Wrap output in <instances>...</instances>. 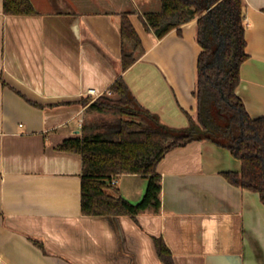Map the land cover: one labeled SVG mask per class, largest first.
<instances>
[{
  "label": "crops",
  "instance_id": "1",
  "mask_svg": "<svg viewBox=\"0 0 264 264\" xmlns=\"http://www.w3.org/2000/svg\"><path fill=\"white\" fill-rule=\"evenodd\" d=\"M35 13H4L0 0V264H264V205L233 185L230 152L206 140L170 150L157 164L160 208L128 215L81 213L79 153L58 149L80 137L88 90L122 76L136 101L163 124L196 116V19L157 39L142 17L160 0H29ZM245 51L236 94L251 117L264 115V0H242ZM144 51L121 69V16ZM112 185L138 202L146 180L121 174ZM41 244V247L33 241Z\"/></svg>",
  "mask_w": 264,
  "mask_h": 264
},
{
  "label": "trees",
  "instance_id": "2",
  "mask_svg": "<svg viewBox=\"0 0 264 264\" xmlns=\"http://www.w3.org/2000/svg\"><path fill=\"white\" fill-rule=\"evenodd\" d=\"M4 13H35L29 0H2ZM245 5L242 0H160L158 11L142 17L145 30L157 39L196 19L197 58L196 116L186 114L188 125L169 127L144 109L131 94L122 76L94 100L81 101L86 110L110 114L91 126L83 125L80 137L64 139L58 149L79 153L81 213L90 216L137 214L160 208L159 161L172 149L191 141L206 140L227 149L241 164L240 172H224L228 182L257 193L264 205V115L251 117L236 94L245 51ZM121 69L126 70L144 49L128 13L121 16ZM121 174H137L146 180L141 199H124L111 184ZM163 264H173L161 237L153 238ZM41 247L37 241H33Z\"/></svg>",
  "mask_w": 264,
  "mask_h": 264
},
{
  "label": "rangeland",
  "instance_id": "3",
  "mask_svg": "<svg viewBox=\"0 0 264 264\" xmlns=\"http://www.w3.org/2000/svg\"><path fill=\"white\" fill-rule=\"evenodd\" d=\"M90 114L94 115H89L87 118H85L83 125L91 126L92 124H98L101 123L105 120H111L113 117L110 114H101L97 112H89Z\"/></svg>",
  "mask_w": 264,
  "mask_h": 264
},
{
  "label": "built area",
  "instance_id": "4",
  "mask_svg": "<svg viewBox=\"0 0 264 264\" xmlns=\"http://www.w3.org/2000/svg\"><path fill=\"white\" fill-rule=\"evenodd\" d=\"M102 93L104 92H96L94 89H90L88 90V94L92 95L94 98L92 100H94L95 98H97L98 96H100ZM105 93H107L108 95L111 94L110 90H105ZM111 185H115L116 184V180L115 179H112L111 182H110Z\"/></svg>",
  "mask_w": 264,
  "mask_h": 264
}]
</instances>
